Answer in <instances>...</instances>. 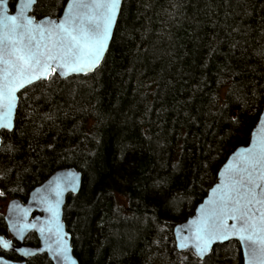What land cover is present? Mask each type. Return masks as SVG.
Here are the masks:
<instances>
[{
	"label": "trees",
	"instance_id": "16d2710c",
	"mask_svg": "<svg viewBox=\"0 0 264 264\" xmlns=\"http://www.w3.org/2000/svg\"><path fill=\"white\" fill-rule=\"evenodd\" d=\"M65 3L38 0L32 16L58 17ZM120 9L93 74H52L18 95L13 131L0 136V192L24 199L75 168L81 187L62 220L78 264H202L176 252L172 227L258 121L264 0H123ZM225 111L240 124L229 128ZM209 255L203 264H242L236 242Z\"/></svg>",
	"mask_w": 264,
	"mask_h": 264
},
{
	"label": "snow or ice",
	"instance_id": "6c2138e0",
	"mask_svg": "<svg viewBox=\"0 0 264 264\" xmlns=\"http://www.w3.org/2000/svg\"><path fill=\"white\" fill-rule=\"evenodd\" d=\"M37 2L14 0V15L8 14L6 3H0V133L13 131L19 89L47 80L52 73L60 77L86 74L99 64L121 4V0H67L64 18L44 26L25 14L30 5L34 11ZM255 111L259 136L249 125L245 133L250 137L248 146L238 149L217 173L219 183L212 196L197 209V218L187 222L185 240L176 244L177 249L190 250L193 261L203 264L205 257L210 259L213 242L234 237L244 251V264H264V93L256 101ZM219 119L229 128L240 124L236 116L229 119L226 111ZM77 179L73 172L57 176L38 197L49 214L50 236L61 197L65 191H75ZM10 225L17 232L27 227L22 221H10ZM38 231L43 233L45 228ZM54 235L49 251L58 264H72L66 234L58 223ZM9 246L0 239V249ZM16 251L28 254L22 248ZM0 264L6 261L0 258Z\"/></svg>",
	"mask_w": 264,
	"mask_h": 264
},
{
	"label": "water",
	"instance_id": "95a60500",
	"mask_svg": "<svg viewBox=\"0 0 264 264\" xmlns=\"http://www.w3.org/2000/svg\"><path fill=\"white\" fill-rule=\"evenodd\" d=\"M9 2H10L9 0H0V3H6L8 14L14 15L15 14L14 11H10ZM122 3H123V0H121V4H120V6L117 9L116 18L113 21L112 29H111V32L109 34L108 41H107L104 53H103V55H102V57L100 59L99 64L94 69H92V71L87 72L86 74L73 73V74H69V75H67L65 77H60V76H58L55 73H52L53 75H56L60 80H66V79H69V78H72V77H84V76H88V75L93 74L95 72V70H97L100 67L101 63L104 60L103 57H105V55H106V53H107V51L109 49V45H110L112 37H113L112 33L115 30L116 23H117L116 20H118V17H119V14H120V10H121L120 8L122 6ZM66 7H67V0H66V3L64 5L63 9L66 8ZM31 11H33V7L30 5L29 8H28V11L25 14L30 16L34 20L35 23L42 24L44 26H50L51 24L59 23V21L61 19H63L64 15H65L64 10H62L61 14L58 17L45 16V17H41L39 19H35L31 15L32 14ZM52 74L50 76H52ZM50 76H49V78H50ZM48 79L47 80H43V79L37 80V81H35V82L31 83V84L25 85L24 88L19 89V91L16 93L17 97H18V95L20 93H22L24 90H26L28 88V86L30 87L31 85H34V84H36V83H38L40 81H44V82L48 81ZM16 103L18 104V99H17ZM16 109H17V107H16ZM16 109H15L14 116H13V123H14V120H15ZM257 123H258V121H257ZM257 123H256V125H257ZM256 125H254L253 130H256L257 131V135L259 136V129H257ZM13 126H14V124H13ZM6 133H11V132H5V134ZM0 136H1V133H0ZM248 139H249V141H248V143H249L250 142V137ZM0 142H1V137H0ZM247 146H248V144L246 146H240V148L237 147L234 151H232V153L226 158L225 162L222 163V165L219 168L218 172L223 168V165L225 163H227L228 159L230 157H233V154L238 149H241V148H244V147H247ZM0 147H1V143H0ZM67 172H73V173L77 174L78 179H77V183H76V189H75L74 192L71 191V190L65 191L64 194L62 195L60 203H59L58 208H57V217H56L55 223H58L60 225V230L63 233L66 234L65 239H66V241L68 243V246H69V257H70V260H71L72 264H78L77 259L73 256V250H72V246L70 244L71 243V237L68 234V232H66L65 224H64V222L62 220L63 219V208L62 207H64V205H65L66 197L68 195L75 196L76 194H78V192L80 190V187H81L82 175H81L80 172L75 170V168H69V169L68 168H63V169L55 170V172L52 173L45 180V182H43L39 186L33 188L29 192V194L27 196L28 198H27V200H26V202L24 204L21 203L17 199H13V200L9 201V203L7 204L6 209H5L6 211H5L4 221L3 222H5V225L7 227V231L12 236V238L17 242L18 245H17V247L11 246L12 243L10 242L9 239H4L2 236H0V239L6 241L10 245L7 250H3L2 249L3 251L14 252L20 258H22V259L24 258V260H27V259L35 257V256L45 255L46 258L49 260V262L51 264H58L57 260L53 257L52 253L49 251V247L52 246V241L56 238L55 235H54L55 223L52 225L53 234L50 236V234L47 231V226H48V221H49V214L43 210L45 205L39 202L38 197L40 195H44L45 189L47 188L49 181H51L53 178H55L57 176H61V175L65 174ZM215 177H216L215 183L210 188H208V192H207L206 196L196 206L193 214H191L192 216L188 217L184 222H182L180 224H177V225L172 227L173 228V230H172L173 239L172 240L174 242L175 250H176L177 253L181 254V253L189 252L192 255V252L190 250L177 249L176 248V244L180 243V242H183L185 240V237L188 235V233L186 231H184L183 229L187 228V222L189 220H194V219L197 218V209H199L204 204L205 200L209 199L212 196V189L214 187H216V185L219 183V177L217 176V174H216ZM37 190H39V192ZM32 214L34 216L32 218H30V216ZM10 221H22L27 227L25 228V230L23 232H17L10 225ZM229 223H231V221H229ZM41 227L45 228V231L43 233L38 231V229H40ZM177 232H179V235H177ZM29 233L35 234V237L37 238V241H38L37 247H29V246H25L24 245V240H25L26 236ZM229 242H236L239 245V250H240V255H241V260H242L241 262H242V264H244V251L240 247V242L237 239H235L234 237L229 239V240H225L223 242H218V241L217 242H213L211 244V250L217 245H224V244H227ZM20 248L24 249L25 253H28V254L25 255L24 253L16 251V249H20ZM38 250H40V251H38ZM211 250H210V252H211ZM0 258H2V257H0ZM4 260L6 261V264H26L24 261L21 262V263H16V262H11V261L6 260V259H4ZM59 264H64V262L60 261Z\"/></svg>",
	"mask_w": 264,
	"mask_h": 264
},
{
	"label": "flooded vegetation",
	"instance_id": "af4514ba",
	"mask_svg": "<svg viewBox=\"0 0 264 264\" xmlns=\"http://www.w3.org/2000/svg\"><path fill=\"white\" fill-rule=\"evenodd\" d=\"M13 11V10H12ZM0 171H2V170H0ZM30 192V191H29ZM29 192H28V194H29ZM1 193V192H0ZM28 194H27V196H28ZM27 196H25L26 198H24V199H19V198H8L7 196H4V195H2V196H0V200H7L6 201V204L5 205H0V222L1 223H3V225H4V228H5V232H4V234H2V235H0V236H2L4 239H9L10 240V242L12 243V245L11 246H14V247H17V242L12 238V236L9 234V232L7 231V227H6V225H5V222H3L4 221V215H5V209H6V206H7V204L9 203V201L10 200H13V199H17V200H19L21 203H25L26 202V200H27ZM34 215L32 214L31 216H30V218H32ZM34 236L35 237V234H33V233H29L27 236H26V238H25V240H24V245L25 246H29V247H37V244H38V241H37V238L35 237V243L34 244H27L26 243V239H27V237H29V236ZM0 257H2L3 259H6V260H9V261H11V262H16V263H21V262H25L26 264H33L34 262H35V260L37 259V257H46L45 255H41V256H35V257H32V258H29V259H27V260H24V258L22 259V258H20L17 254H15L14 252H11V251H3L2 249H0ZM48 260V259H47ZM49 261V260H48Z\"/></svg>",
	"mask_w": 264,
	"mask_h": 264
},
{
	"label": "rangeland",
	"instance_id": "374dc122",
	"mask_svg": "<svg viewBox=\"0 0 264 264\" xmlns=\"http://www.w3.org/2000/svg\"><path fill=\"white\" fill-rule=\"evenodd\" d=\"M32 15V14H31ZM6 201L7 200H0V205H5L6 204ZM174 243V242H173ZM189 253V252H188ZM190 254V253H189ZM181 255H182V253H181ZM191 255V254H190ZM233 257H235V256H232L231 257V260H229L228 261V263H226V264H239L238 262H236V257L235 258H233Z\"/></svg>",
	"mask_w": 264,
	"mask_h": 264
}]
</instances>
